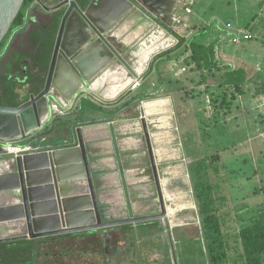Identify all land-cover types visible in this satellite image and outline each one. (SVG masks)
<instances>
[{
    "label": "crops",
    "instance_id": "crops-1",
    "mask_svg": "<svg viewBox=\"0 0 264 264\" xmlns=\"http://www.w3.org/2000/svg\"><path fill=\"white\" fill-rule=\"evenodd\" d=\"M66 1L70 0H35L26 11L24 23L10 33L0 52V106H19L30 93L37 94L43 88ZM75 1L83 8L90 4L86 14L96 19L102 35L126 59L131 71L109 54L97 35L73 12L65 25L60 53L71 55L77 74L59 55L48 110L43 111L40 124L31 120L22 137L14 140L24 149L19 156L33 230L48 232L95 222L86 167L76 139L78 129L102 221L160 214L158 192L166 217L0 243V264L7 263L13 244L18 243L23 244L19 251L25 252L28 260L41 264V247H51L59 239H81L88 245L103 243L106 256L116 261L114 264H124L137 260L138 248L144 246L139 240L149 237L157 240L151 251L161 258L168 253L174 264L169 233L179 263L180 247L175 245L172 229L180 227L178 232L183 234L186 231L181 227L195 218L189 164L192 155L197 156L186 146L189 142L183 133L181 115L195 102L191 96L204 85L203 74L208 70L195 65L189 43L195 39L212 50L211 90L227 92L241 86L245 92L258 93L254 99L244 94L242 103L245 114L254 113L263 120L264 0H260L255 14L253 5H246L250 6L249 14L242 17L243 24L222 22L216 17L200 30L197 19H191L192 13L185 11L187 0L175 2L166 22L128 0ZM211 1L214 0L209 4ZM253 1L248 0L250 4ZM190 2L194 6L196 0ZM199 14L195 16L199 18ZM228 23L233 29L249 31L254 38L232 43L235 33L226 28ZM178 38L183 39L181 44ZM153 45L154 49L144 56ZM136 79L140 84L132 89ZM256 125L257 133L264 130L261 124ZM3 143L0 142V239H9L27 235V227L15 163L18 156L5 155ZM189 201L190 205L182 204ZM169 223L174 226L171 230ZM105 260L102 264H110Z\"/></svg>",
    "mask_w": 264,
    "mask_h": 264
},
{
    "label": "rangeland",
    "instance_id": "rangeland-1",
    "mask_svg": "<svg viewBox=\"0 0 264 264\" xmlns=\"http://www.w3.org/2000/svg\"><path fill=\"white\" fill-rule=\"evenodd\" d=\"M209 1L196 0L193 6L190 0H187L185 8L191 9V19H197L199 30L216 17L222 22L231 20L233 23L240 21L243 24L242 17L249 14L248 8L253 5L255 8L253 14L258 13L260 2V0H254L253 4H250L248 0H214L213 3L211 1V4H209ZM247 4L250 6H246ZM196 12L200 13L199 18L195 16ZM237 13L238 15H236ZM212 74L216 75V72ZM203 76L205 79L203 84H206L207 88L202 85L200 90H196L197 95L192 92L187 93L189 95L186 94L189 98L190 94H193L191 98L195 99V102L184 108V114L181 115V122L184 123L183 133L188 138L187 141L191 143L186 145L188 150H192L199 159L209 155L219 157L214 158L213 163L219 168L220 177H214L211 181H213L212 183H219L223 189V194L226 196V206H221L219 215L227 222L225 232L230 235V239L232 238L231 245L236 246V250L233 249L231 255L229 254L228 260L230 264H242L243 260L237 258L240 245L235 243L234 234L238 232L240 226L249 224L251 219L264 215V130H260L258 133L255 130L256 124H261L264 128V119L259 120L254 113L247 115L244 112L245 107L242 103L244 94L250 95L249 98L254 99L258 93L245 92L246 88L241 86L227 92H224L223 89L211 90L209 82L211 81L209 80L211 76L210 68L204 72ZM262 100L264 101V97H262ZM218 112L221 114L216 117L215 114ZM198 116H202L201 121ZM204 122L208 124L205 125ZM182 204L184 206L190 205V201ZM194 211L195 218L191 220L192 222L186 223L181 228L186 231L183 232L186 239L198 241L201 240L199 224L201 220L196 199ZM179 228L172 229V235L173 233L180 234L181 232H178ZM173 239L176 240L175 235ZM141 242L144 246L138 248L140 257L137 256V260L134 262L126 261L124 264H165V258L161 259L159 253H153L150 249L157 245L154 243L157 242L156 238L141 239L139 243ZM175 245L176 247L180 246L176 241ZM22 246V243L13 244L12 251H10L13 253L12 257L8 258L6 264H33V261L27 259L25 252H18ZM101 247L98 244L88 245V243L77 240L70 242V240L59 239L51 247H41L39 252L42 256L40 257V263L102 264L106 259V262L114 264L116 261L106 256L100 250ZM192 247L194 248L193 243L190 242L184 248L190 250ZM147 250L150 252H147ZM194 255L197 258L196 264H199L201 259L199 248L194 251ZM260 262L264 264L263 255L260 256ZM177 264H180V262Z\"/></svg>",
    "mask_w": 264,
    "mask_h": 264
},
{
    "label": "water",
    "instance_id": "water-1",
    "mask_svg": "<svg viewBox=\"0 0 264 264\" xmlns=\"http://www.w3.org/2000/svg\"><path fill=\"white\" fill-rule=\"evenodd\" d=\"M115 1V0H114ZM132 4H136L138 7L145 8L149 6V3L147 0H140L142 3H140L138 0H128ZM24 0H0V42L3 40V38L7 35L9 32V29L19 12ZM129 4V3H128ZM63 5H66V11L64 12V15L61 19L59 30L56 36L53 53L51 56V60L48 67L47 76L43 85V88L41 91L37 94L30 93L29 99L25 102H23L21 105L16 107L11 106H0V142L1 141H14L17 139H20L25 132V129L27 128V125L31 120L34 121L36 125L40 124L41 118H43L42 114L43 111L48 110V102H49V95L50 91L53 85V79L56 72V68L58 67L60 61H59V55H62L63 60L68 65V67L73 71V73L77 74V70L73 66V62L71 61V55L67 52L60 53L61 48V42L63 39L64 29L65 25L67 23V20L70 18L72 13H76L92 30L97 37L99 38L100 42L105 46V48L108 50L109 54L114 56L119 63H121L128 71H131L130 66L126 59L121 55V53L102 35V30L100 27H97L95 24V20L88 17L86 14L85 9H87L88 6L85 8L81 7L77 1L70 0L64 2ZM144 10V9H143ZM158 12L157 10H152L149 6V10H147V13L154 15V13ZM158 19L157 16H154ZM76 139L78 146L82 152L83 161L86 167V173H87V179H88V186L90 189L91 199L93 203V208L95 212V222L89 225H83L79 227H63L54 231H48V232H35L33 230L32 226V219H31V212L28 202V194L26 190V184H25V177H24V171H23V162L22 158L20 156L15 158V163L17 166L18 176H19V186H20V193H21V199L23 204V210H24V216L26 220V227H27V235L21 236V237H14L9 239H0V243H5L9 241H16L20 239H37V238H43L48 236H55V235H62V234H69L74 232H80V231H86V230H98V229H109L120 225L125 224H134L138 222H144V221H150V220H156V219H163L166 217V209L164 205V201L162 198V195L160 192H158V198L160 202L161 207V213L154 216L149 217H142V218H133V219H126L121 221H115V222H103L101 219V215L98 209V203L96 199V195L94 192V188L92 186V182L90 179L89 171H88V165L86 163V155L84 151V144L82 140L81 131L78 129L76 130ZM149 149L150 156L151 151ZM153 173H154V179L157 186V189L159 191L160 187L158 185V178L156 175V169L154 165V161L151 158ZM200 224V232L203 240V244L205 247L204 242V233ZM174 226L172 224H168V229H172ZM169 241H170V248L171 253L173 257V263L177 264V259L174 253V247L172 242L171 234L169 233Z\"/></svg>",
    "mask_w": 264,
    "mask_h": 264
},
{
    "label": "trees",
    "instance_id": "trees-1",
    "mask_svg": "<svg viewBox=\"0 0 264 264\" xmlns=\"http://www.w3.org/2000/svg\"><path fill=\"white\" fill-rule=\"evenodd\" d=\"M34 1L24 0L9 32L0 42V52L3 50L10 33L24 23L26 11ZM178 39V44H181L183 39ZM189 48L192 52V59L198 68L208 69L211 67L213 54L210 47L206 48L193 39L189 43ZM216 157L219 158L216 155H209L202 159H199L197 156L194 157L193 155L191 157L192 161L189 164L190 181L199 210L205 247L202 236L201 240L199 239L197 241L195 239H186L184 234L175 233V241L180 244V251L178 252L180 264H196L195 261H197V258L194 255V251H197L198 248L201 257L199 264H230L228 260L229 254L233 249L236 250V246L233 247L230 243L232 238L230 239V235L225 232L227 222L219 215L221 206H226V196L223 194V189L220 187V184L217 182L212 183L213 181H211L214 177H220L219 168L213 163ZM211 175L213 176L211 177ZM174 221L171 220V222ZM126 232L130 233V231ZM83 237L78 236L77 238ZM233 239H235L236 244L240 245L237 258L243 260L242 264H261L260 256H264V215L256 219H251L249 224L240 226L238 232L234 234ZM79 240L81 239H77V241ZM190 242L197 248L192 247L190 250H186L184 247ZM12 254L10 252L9 255L12 257ZM166 255L165 264H172L168 258V253Z\"/></svg>",
    "mask_w": 264,
    "mask_h": 264
},
{
    "label": "built area",
    "instance_id": "built-area-1",
    "mask_svg": "<svg viewBox=\"0 0 264 264\" xmlns=\"http://www.w3.org/2000/svg\"><path fill=\"white\" fill-rule=\"evenodd\" d=\"M264 7V5H263ZM186 13H190L191 10L189 8L185 9ZM226 28L232 30L231 24H227ZM234 36L231 39V42L234 44H238L241 41H248L254 38V36L247 30L244 29H233ZM140 84V79L134 80L132 85L130 86L132 89H135ZM53 108L56 109V105H53ZM2 151L5 155L16 157L24 152V149L16 144V141H4L2 145Z\"/></svg>",
    "mask_w": 264,
    "mask_h": 264
},
{
    "label": "flooded vegetation",
    "instance_id": "flooded-vegetation-1",
    "mask_svg": "<svg viewBox=\"0 0 264 264\" xmlns=\"http://www.w3.org/2000/svg\"><path fill=\"white\" fill-rule=\"evenodd\" d=\"M140 3H142V1L138 0ZM149 3L150 8H152L153 12L154 10H157L158 12L155 11L153 16H157L158 17V21H162V22H166L167 18H168V13L169 11L172 9V7L175 5V2L177 0H147ZM149 6L142 8L144 9L146 12L147 10H149ZM157 19V18H156ZM125 236H127L126 233H124V239ZM101 250L103 251V253L106 255L107 253V248H104V244H101ZM122 248V246H121ZM106 250V252H105ZM161 259H164V257H162ZM106 261V260H105Z\"/></svg>",
    "mask_w": 264,
    "mask_h": 264
},
{
    "label": "bare ground",
    "instance_id": "bare-ground-1",
    "mask_svg": "<svg viewBox=\"0 0 264 264\" xmlns=\"http://www.w3.org/2000/svg\"><path fill=\"white\" fill-rule=\"evenodd\" d=\"M155 43H156V42H155ZM155 43H154V44H155ZM154 47H155V45L149 47V48L143 53V55L146 56L147 53H148L149 51H152V50L154 49ZM156 48H157V46H156ZM144 56H143V57H144ZM139 61H140V60H139ZM140 62H141V61H140Z\"/></svg>",
    "mask_w": 264,
    "mask_h": 264
}]
</instances>
